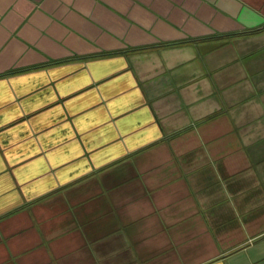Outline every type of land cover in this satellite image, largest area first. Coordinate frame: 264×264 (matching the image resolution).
<instances>
[{
  "label": "crops",
  "instance_id": "1",
  "mask_svg": "<svg viewBox=\"0 0 264 264\" xmlns=\"http://www.w3.org/2000/svg\"><path fill=\"white\" fill-rule=\"evenodd\" d=\"M0 264H264V0H0Z\"/></svg>",
  "mask_w": 264,
  "mask_h": 264
}]
</instances>
